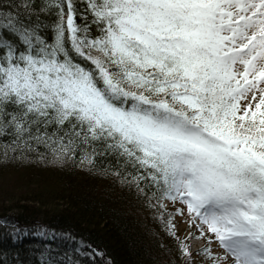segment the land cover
Listing matches in <instances>:
<instances>
[{
	"label": "snow or ice",
	"instance_id": "6c2138e0",
	"mask_svg": "<svg viewBox=\"0 0 264 264\" xmlns=\"http://www.w3.org/2000/svg\"><path fill=\"white\" fill-rule=\"evenodd\" d=\"M30 155L110 157L150 202L186 206L188 264L205 226L227 255H197L264 264V0H0V158Z\"/></svg>",
	"mask_w": 264,
	"mask_h": 264
},
{
	"label": "trees",
	"instance_id": "16d2710c",
	"mask_svg": "<svg viewBox=\"0 0 264 264\" xmlns=\"http://www.w3.org/2000/svg\"><path fill=\"white\" fill-rule=\"evenodd\" d=\"M114 166L110 157L98 158L91 170L35 155L0 158V177L8 171L13 176L11 183L0 180V217L13 213L17 222H0V264H41L47 252L64 264H183L173 256L180 252L175 239L174 249L167 250L153 235L160 220L140 214L139 209L159 206L157 201L105 171ZM101 179L105 187L94 188ZM20 228L27 235L15 236ZM38 231L55 238L40 237Z\"/></svg>",
	"mask_w": 264,
	"mask_h": 264
},
{
	"label": "rangeland",
	"instance_id": "374dc122",
	"mask_svg": "<svg viewBox=\"0 0 264 264\" xmlns=\"http://www.w3.org/2000/svg\"><path fill=\"white\" fill-rule=\"evenodd\" d=\"M242 106L247 103V101H242ZM1 175V174H0ZM13 179V176L11 175L10 171L4 172V177H0V180H3L4 182L11 183L10 181ZM98 179V178H97ZM92 186L94 188H103L105 187V180H97L93 182ZM165 207L161 208L160 206H153L149 211H145L144 209H139L141 216L150 215V216H156L160 222L161 226L153 229V235H155L161 242H163V246L165 245L167 250H173L174 249V239L177 241L180 249V242L185 240V237L188 236L189 232L194 233L196 236H199L200 233L197 231L195 226H193L191 229L188 227L187 221L189 220V216L187 213L186 206L181 205L179 203L173 205L170 201L164 202ZM177 208H183L184 214L183 215H176L173 223L176 226V236L169 235L168 232V219L169 214H174L176 212ZM0 222L2 223H8L11 225H17L15 215L13 213H8L6 216L0 217ZM25 233V230L20 228L19 232H15V236L18 234ZM213 236L214 234H211L207 232L206 226H205V236L201 239H190L188 241V244L190 245V251L192 253V264H213V261L211 259H208L206 256L203 255H197L198 252H200L202 249L211 247L212 253L214 255L218 256H226L227 253L223 248H221L218 244V242H214L211 245L208 243V237ZM177 237L179 239H177ZM173 256L175 258H180V261L184 264L186 261V257L182 256L181 250L179 253H173ZM224 264H231V259L224 261Z\"/></svg>",
	"mask_w": 264,
	"mask_h": 264
},
{
	"label": "water",
	"instance_id": "95a60500",
	"mask_svg": "<svg viewBox=\"0 0 264 264\" xmlns=\"http://www.w3.org/2000/svg\"><path fill=\"white\" fill-rule=\"evenodd\" d=\"M97 251H98L99 253H102V250H101V249H97Z\"/></svg>",
	"mask_w": 264,
	"mask_h": 264
}]
</instances>
